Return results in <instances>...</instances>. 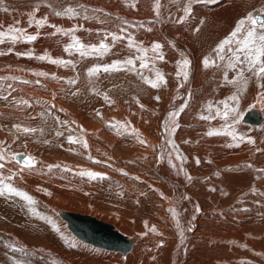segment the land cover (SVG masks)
Wrapping results in <instances>:
<instances>
[{
  "label": "bare ground",
  "instance_id": "bare-ground-1",
  "mask_svg": "<svg viewBox=\"0 0 264 264\" xmlns=\"http://www.w3.org/2000/svg\"><path fill=\"white\" fill-rule=\"evenodd\" d=\"M156 3L0 0V31L13 25L38 36L31 43L0 44V176L34 199L50 193L57 204L39 220L22 208L20 197L0 196V222L17 231L2 229L0 239L50 264H264V79L246 66L244 78L237 79L238 69L228 68L227 47L224 60L215 52L253 7L260 5L261 13L252 14L264 18V0H221L209 10L205 0H191L190 14L184 12L189 0H159V14ZM67 8L76 14H55ZM45 17L47 23L38 27L36 21ZM56 28L74 31L65 35ZM113 34L121 39L113 42ZM73 35L86 46L103 42L109 51L66 52ZM129 38L147 51L129 48ZM154 43L162 45L163 60L152 51ZM45 54L70 63L37 59ZM141 56L148 67H140ZM205 57L214 65L205 68ZM129 58L134 70L125 64L103 71ZM184 59L187 79L178 75ZM94 66L101 70L90 76ZM157 71L166 83L154 88L146 80L155 81ZM233 95L238 105L229 100ZM226 100L241 113L238 123L234 114H216ZM173 112L179 115L173 118ZM228 125L244 139L207 134ZM69 136L88 147L70 143ZM20 154L34 158V166L17 163ZM88 171L101 176L79 174ZM70 213L87 220L75 223ZM51 216L81 245L78 258L22 241V232L38 245L58 235ZM94 222L101 226L96 235H83L81 230L94 231Z\"/></svg>",
  "mask_w": 264,
  "mask_h": 264
},
{
  "label": "snow or ice",
  "instance_id": "snow-or-ice-1",
  "mask_svg": "<svg viewBox=\"0 0 264 264\" xmlns=\"http://www.w3.org/2000/svg\"><path fill=\"white\" fill-rule=\"evenodd\" d=\"M206 2L212 3L215 2V0H206ZM133 7L135 4L132 5ZM156 9L157 14H159V0H157L156 3ZM6 10V9H5ZM184 12L186 14L191 13V0H189V5L184 8ZM56 15H69V17L74 16L76 13L74 9L67 8L63 13L62 12H56ZM34 14H30L29 19V25L32 24V17ZM87 19V17H85ZM47 23V18H43L41 20L36 21V25L38 27H42ZM249 25L246 31H244V26ZM51 27H56L55 25H50ZM57 32H62L63 34L67 35L69 32H73L74 29H61L56 28ZM26 29L23 28H17L13 25H9L6 30L0 31V44L5 43V41H10L13 45L17 42H25V43H31L35 41L38 36L32 35V34H25ZM243 33V34H242ZM242 34V35H241ZM73 43L69 44L65 47V51L69 52L71 49H74L75 51L79 52L81 56H87L90 53H98L100 55L105 54L107 51H109V46L103 42L100 43V45L97 47L96 45L86 46L82 44L79 39L76 36L71 37ZM121 39L120 36H117L115 34L112 35V40L115 42L116 40ZM233 45H236V47L233 49ZM129 48L137 47V51L140 52H146V49L139 48L134 44V42L129 38ZM227 47L229 55V63L228 68L231 69H238L239 75L237 79H243L244 78V71L246 66V69L248 72L252 73L253 76H255L257 79H264V18H262L261 15H253L252 13H249L245 19H242L237 24L236 29L230 34L229 37H227L225 40H223L215 49V52L217 54L218 59L224 60L225 58V48ZM162 48V45L159 43H154L152 45V51L157 54L156 58L163 60V55L159 52V50ZM11 51V49H9ZM5 53L0 52V55H4ZM18 55H29L31 58L30 53H17ZM37 59L45 60L48 59L50 63L53 64H59V65H66L70 63V61H65L61 59H52L47 54L37 57ZM141 63V68L148 67V64L145 62V57L141 56L139 57ZM129 65L132 66L129 70H134L135 68V61L131 58L125 60V61H115L111 65H105L103 66L104 72L109 71H119L121 68L119 66L121 65ZM204 67L208 68L210 66L214 65V61H210L208 57H205L203 61ZM189 65V61L187 59H184L180 62H178V68L180 71H178V75L182 74L185 79H187L188 73L187 71H184ZM100 66H94L88 70V74L90 76L96 75L100 71ZM36 75L45 76L46 73H36ZM156 80H146V83H149L152 87H158L159 83H166L164 80V76L162 73L157 71L155 73ZM227 79V77H225ZM232 83H235L236 81H230ZM24 83H29V81H24ZM244 83H247V80L244 81ZM261 87H264V85H261ZM6 99V97H5ZM158 99V98H157ZM229 100L234 101L236 105L239 104V97L237 95H233L229 97ZM223 105V112L218 108L216 111V114L218 116H222L223 118H227L230 114H234L233 116V122L238 123L239 118L241 116V113L237 110V107H232L229 105V102L221 101L220 102ZM262 103H264V100H262ZM209 110H211V105L208 106ZM180 111H183V108L180 109ZM178 112L170 113L171 117L178 116ZM202 119H210L212 117L209 116H202ZM19 128V126H16ZM113 127H118V125H113ZM173 129L172 131H174ZM23 131L25 133L34 131L33 129L24 128ZM208 135H229L232 137L233 140H243L244 137H237L235 134V129L232 128L231 125L226 126L223 130H215L212 129L208 133ZM68 140L70 143H77L80 142L83 144L85 148L88 147L86 141H77L76 138L69 136ZM249 143H253L251 139L248 141ZM143 143V141H141ZM235 146H239L238 144ZM173 147L175 148V145L173 144ZM23 155V154H20ZM0 159H3V155L0 154ZM17 163L22 164L25 168L30 169L34 166V158L28 156L24 157L22 161L18 160ZM52 166H49V169H51ZM0 168H3V164H0ZM81 176H88L90 179H96L97 177L101 176L99 173L95 172H80ZM9 194L12 196L20 197L22 200L26 201L29 206H34L37 202L34 200L32 196H30L28 193L13 187L9 183H5V180L2 176H0V196H3L5 194ZM50 195V193H48ZM31 211L35 213V208H30ZM170 211L173 212V215H176L174 209H170ZM58 230V229H57ZM155 231V229H152ZM22 251V249H20ZM16 264H22L21 261H16Z\"/></svg>",
  "mask_w": 264,
  "mask_h": 264
},
{
  "label": "rangeland",
  "instance_id": "rangeland-1",
  "mask_svg": "<svg viewBox=\"0 0 264 264\" xmlns=\"http://www.w3.org/2000/svg\"><path fill=\"white\" fill-rule=\"evenodd\" d=\"M206 1V0H205ZM208 3V4H207ZM206 4L208 5L207 7H206V9L207 10H209L210 9V4H212V3H209V2H207ZM216 3H218L217 5H216ZM221 3V0H215V5L216 6H218L219 4ZM214 6V5H213ZM215 6V7H216ZM254 9V10H253ZM253 9H252V12L254 13H256V14H258L259 12L261 13V6L260 5H258V6H256L255 8L253 7ZM260 10V11H259ZM251 12V13H252ZM252 106V105H251ZM264 123V122H263ZM262 123V124H263ZM26 151V150H25ZM26 152H28V151H26ZM26 152H24V153H26ZM32 178H34L33 176H32ZM50 182V181H49ZM31 183V182H30ZM54 184L55 183H53V182H50V184H49V186H51V187H53L54 186ZM51 198H53V195H48L47 196V198L45 197V199L44 198H36L35 197V201L37 202V200H38V202L34 205V206H29L28 204H27V202L26 201H24V200H22V208H24V206H25V209L28 211V213H30V215L32 216V217H34V218H37V219H39V220H44V218L46 219V217H48L47 215H46V213H48V214H51L50 213V211H48V208L50 209L51 208V206H55V205H57L56 203H54L53 201H51L50 199ZM48 199H49V201H50V203H49V201H48ZM42 200V201H41ZM48 201V202H47ZM23 202L25 203V204H23ZM44 202V203H43ZM40 203V204H39ZM43 203V204H42ZM50 204V205H48V204ZM38 206V207H37ZM28 207V208H27ZM35 208V213L33 212V211H31L30 210V208ZM53 215V214H52ZM40 216V217H39ZM54 216V215H53ZM51 220L50 221H54L55 223H56V226L58 227V231H57V228H56V230L55 231H57L56 233H58V235H56L55 237H53V238H45V240L44 241H42L43 242V244H40L39 243V245H38V243H34V242H31V241H29L28 239H26V234L24 233V232H22V241L26 244V245H29V246H34V248H42L43 250H46V251H58V252H62V254L63 253H66L65 251H67V252H70V253H75V257H76V255L78 254V252L79 253H83L82 252V250H80L79 248H81V245H79V243H78V245L77 244H73L71 241H70V239H68L67 238V236H69L68 234H67V230H69V228H68V226H64L63 224H61L59 221V224H60V226L61 227H59L58 225V223L56 222V220L51 216V217H49ZM62 220H64V219H62ZM52 223V222H51ZM53 224V223H52ZM64 226V227H63ZM3 227V228H2ZM62 227H63V229H62ZM0 230H5L6 229V231H9V230H11L12 232H17V231H15L16 229L15 228H10V229H8L7 230V228H5L4 226H2V224H1V222H0ZM2 230V231H3ZM66 230V231H65ZM71 231V230H70ZM55 233V234H56ZM62 234H63V236H62ZM65 234H66V236H65ZM65 237V238H64ZM4 238V237H3ZM133 238V237H132ZM2 239H0V264H16V261H21L22 262V264H33V262H34V264H35V262H40V261H42L43 263H48L49 261H44L45 259H41L39 256H37V255H35V254H33L32 255V253H30V252H28V251H26V250H23L22 249V251L19 249V248H17L16 247V245H13L12 244V242H10L8 239H7V237H5L2 241H1ZM67 240V241H66ZM28 243H27V242ZM46 241V242H45ZM65 241V242H64ZM4 242V244H2ZM31 243V244H30ZM56 243V244H55ZM61 243H62V245H61ZM64 243H67V244H64ZM1 244H2V246H1ZM38 245V247H36L37 245ZM63 244H64V247H63ZM3 245H5V246H3ZM42 245V246H41ZM45 245V246H44ZM79 247V248H78ZM90 247V246H89ZM50 248V249H49ZM85 248V247H84ZM81 251V252H80ZM7 253V254H6ZM27 254V255H26ZM18 255V256H17ZM79 257V254L77 255V258ZM37 259V260H36ZM39 259V260H38ZM2 261V262H1ZM48 264H50V263H48ZM53 264V263H52ZM83 264V263H82Z\"/></svg>",
  "mask_w": 264,
  "mask_h": 264
},
{
  "label": "water",
  "instance_id": "water-1",
  "mask_svg": "<svg viewBox=\"0 0 264 264\" xmlns=\"http://www.w3.org/2000/svg\"><path fill=\"white\" fill-rule=\"evenodd\" d=\"M27 157V156H26ZM24 159V156H22V155H20L19 156V160L20 161H22ZM70 215H71V217L73 218V220H74V222L75 223H78V224H82L81 222H85L84 220L86 219L87 220V218H84V217H82V216H80L79 214H72V213H70ZM93 220L95 219V218H92ZM95 221V220H94ZM93 222V221H92ZM94 224H96V225H94V227L92 226V228H93V232H90V234L89 235H86L84 232H82V230H81V233L83 234V235H85V236H91L92 234H94V235H96V232H97V227L98 228H100L101 226L99 225V224H97V223H95L94 222ZM85 225H87V224H85ZM92 225H93V223H92ZM106 225H108V224H106ZM108 228H110V225H108L107 226ZM101 229V228H100ZM111 229V228H110ZM111 233H114V235H116V236H119V237H122V235L119 233V232H117V231H114V230H112L111 229Z\"/></svg>",
  "mask_w": 264,
  "mask_h": 264
}]
</instances>
